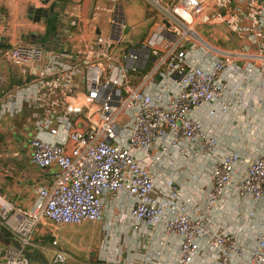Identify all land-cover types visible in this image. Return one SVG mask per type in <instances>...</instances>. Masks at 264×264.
<instances>
[{"label": "built area", "instance_id": "1", "mask_svg": "<svg viewBox=\"0 0 264 264\" xmlns=\"http://www.w3.org/2000/svg\"><path fill=\"white\" fill-rule=\"evenodd\" d=\"M64 1L39 40L9 41L0 10V132L28 124L31 162L57 168L31 208L0 203V227L20 244L0 243V264H76L65 251L50 257L59 243L43 244L38 228L101 223L123 195L128 214L112 211L120 229L153 244L161 228L157 256L176 240L174 264H194L204 247L217 262L243 258L236 235L211 222L231 194L261 207L244 264H264V147L245 161L197 118L207 106L227 116L249 97L264 110V0H145L160 21L133 46L120 4L137 0H111L108 34L83 0ZM201 161L211 164L204 201L174 175ZM114 238L98 260L126 264Z\"/></svg>", "mask_w": 264, "mask_h": 264}, {"label": "crops", "instance_id": "2", "mask_svg": "<svg viewBox=\"0 0 264 264\" xmlns=\"http://www.w3.org/2000/svg\"><path fill=\"white\" fill-rule=\"evenodd\" d=\"M138 1L141 0H137L136 2ZM46 2L50 3V7L46 9V12L54 10V20L57 18L58 14L67 7H65L66 4L64 0H50ZM31 3H37L36 8L27 6ZM71 3L73 2L68 1L69 5H71ZM128 4L129 3L120 4L124 13L122 16L126 22L125 8ZM1 7L9 16V30L5 33V37L13 43L24 41L29 37L34 38L36 34L38 35L35 39L39 40L44 27L46 31L49 28V26L45 24L46 21L33 23L29 20V10L31 8L44 9L45 11V4L42 0L41 2L37 0H0V9ZM82 7L84 13L89 18L93 14H97L96 21H98V26L103 34L111 32L109 24L111 11L113 10V3L111 0L103 6L100 4L92 6L90 0H83ZM128 35V42L132 46L139 44L140 40L144 38L137 30L128 31ZM48 38L49 35L45 34V42ZM255 105L254 98H244L227 116H222L220 114L212 116L210 114L212 106H207L197 113V118L206 127L217 128L219 138L224 147L228 150H238L241 153L242 159L249 161L259 149L264 147V142H262V139H264V110L261 107L256 108ZM191 166V168L187 167V169L180 170V172L174 175L177 180L183 182L185 186L193 187V189L198 187L201 188L197 197L204 201L208 192L211 164H206V162L201 161L193 165L191 164ZM54 169V166L45 170L39 169L31 161L30 166L28 167L27 164L23 169H15L12 172L5 169L6 173H0V203L7 204L10 202L23 208H31L36 197V189L41 185L51 182V174L54 172ZM17 174L20 175L18 176ZM129 207L130 198L123 195L120 201L111 202L109 209L105 213V218L108 213H112V211L127 215ZM250 212L253 213V216L247 219V215ZM211 222L213 228L228 230L236 235L239 243L244 249L243 258L233 257L226 263L217 262L213 257L214 252L204 247L194 264H244L246 256L253 247V239L260 226V205L251 200L231 194L230 198L223 203L221 212L215 214ZM69 231H71L69 228L56 227L52 224H46L38 228V239L44 240L46 236L49 237L46 243L47 246H51L53 241L59 243L57 247H50L48 253L50 257H53L59 251H65L68 254L71 251L68 248H74L76 243H73L71 239H67L65 236ZM120 237L124 252L123 257L126 260V264L175 263L176 240L165 247L162 255L157 256L155 254L159 249L156 242L162 237L161 228H158L154 233L153 244L148 243L147 239L136 241L131 234L125 233V229L120 230ZM84 238H86V236ZM81 241L82 237L80 236V242ZM36 258L38 260H43L38 254Z\"/></svg>", "mask_w": 264, "mask_h": 264}, {"label": "rangeland", "instance_id": "3", "mask_svg": "<svg viewBox=\"0 0 264 264\" xmlns=\"http://www.w3.org/2000/svg\"><path fill=\"white\" fill-rule=\"evenodd\" d=\"M40 1L41 0H37ZM43 1V0H42ZM50 1V0H46ZM92 6L95 4H100L101 6L106 5L110 0H90ZM66 6H68V2H64ZM37 3H31L27 6L36 8ZM49 2H45V9L49 8ZM2 10V7L1 9ZM151 6L146 1H138L134 3H129L125 8V15L128 25L132 28L131 31L137 30V32L141 33L142 37H144L141 41H143L146 36L149 34L151 29L160 21V15L158 13H152ZM112 12V11H111ZM54 10L49 12H44L43 16H40L38 13H35L33 18L29 20L33 23H40L43 19H47V24L50 28L54 27L55 21ZM98 24V21H95ZM130 32V31H129ZM45 41V39H42ZM6 125H9V120L6 121ZM2 124V125H5ZM5 129H2V131ZM12 132L13 142L18 149L15 151V159L17 163L20 165L22 163L21 160V141L23 137H31L30 127L28 124H16L15 129ZM32 152V151H31ZM31 155L27 161L28 167L30 166ZM52 168V167H51ZM54 172L57 171V168L54 167ZM30 173V172H28ZM18 176L20 174H17ZM118 216H115L114 213H108L105 220L101 223H86L79 227H66L71 231L65 234L67 239H71L73 243H76L74 248H68L70 253L68 255L72 258V260L76 264H104L101 263L99 259V251L103 249L106 239L112 236H116L112 240V248L121 249V237H120V227L118 223ZM75 232H73V231ZM117 235H119L117 237ZM80 236L82 237V241L80 242ZM86 236V238H84ZM119 238V239H118ZM134 249V248H133Z\"/></svg>", "mask_w": 264, "mask_h": 264}, {"label": "flooded vegetation", "instance_id": "4", "mask_svg": "<svg viewBox=\"0 0 264 264\" xmlns=\"http://www.w3.org/2000/svg\"><path fill=\"white\" fill-rule=\"evenodd\" d=\"M12 132L14 131L9 128H5V130L0 132V168L6 169L9 172L26 167L32 151L29 136L23 137L21 141L22 163L19 165L13 157L18 147L13 142Z\"/></svg>", "mask_w": 264, "mask_h": 264}, {"label": "water", "instance_id": "5", "mask_svg": "<svg viewBox=\"0 0 264 264\" xmlns=\"http://www.w3.org/2000/svg\"><path fill=\"white\" fill-rule=\"evenodd\" d=\"M43 2H46V0H43ZM45 11H46V10H45ZM45 11H44V9H33V8H31V9L29 10V18H33L34 15H35V13H38L40 16H43V14H44ZM0 173H1V174L6 173V172H5V169L0 168ZM1 235H2V233H1V231H0V236H1ZM11 242H12V244H13L16 248H20V244H19V242H18L17 240L11 238ZM25 255H26L28 258H30V259H34L33 255H32L29 251H25ZM64 264H69V263H64Z\"/></svg>", "mask_w": 264, "mask_h": 264}, {"label": "trees", "instance_id": "6", "mask_svg": "<svg viewBox=\"0 0 264 264\" xmlns=\"http://www.w3.org/2000/svg\"><path fill=\"white\" fill-rule=\"evenodd\" d=\"M0 231L2 233V235L0 236V243L9 244L11 242V234L6 229H3L1 227H0ZM44 240H43V244L46 245V243L49 240V237L46 236Z\"/></svg>", "mask_w": 264, "mask_h": 264}]
</instances>
